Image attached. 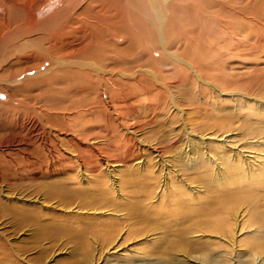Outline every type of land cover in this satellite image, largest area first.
<instances>
[{
  "label": "bare ground",
  "instance_id": "1",
  "mask_svg": "<svg viewBox=\"0 0 264 264\" xmlns=\"http://www.w3.org/2000/svg\"><path fill=\"white\" fill-rule=\"evenodd\" d=\"M193 113L225 123L183 133L187 145L175 161L163 157L162 174L150 170L158 159L152 164L145 154L109 158L98 142L81 139L70 150L56 126L80 116L192 121ZM241 114L256 116L260 130H238L237 122L229 128L226 122ZM263 133L264 0H0V264H72L69 257L73 264H109L121 254L144 262L150 247L172 234L216 250L218 264H233L252 240L239 238L243 231L257 235L258 227L241 228L245 218L235 208L208 218L206 185L181 186L175 164L211 166L222 187L218 198L230 185L264 192ZM86 146L97 156L87 159ZM130 167L148 176L146 210L155 227L139 216L145 205L132 206L120 175ZM96 170L105 189L93 184ZM16 181L38 182L42 193L18 189ZM110 197L114 208L105 206ZM18 216L22 226L14 225ZM115 219L120 226L111 224ZM64 220L85 222L82 239L69 225L51 231L38 224ZM191 252L183 248L178 258L209 264Z\"/></svg>",
  "mask_w": 264,
  "mask_h": 264
},
{
  "label": "rangeland",
  "instance_id": "2",
  "mask_svg": "<svg viewBox=\"0 0 264 264\" xmlns=\"http://www.w3.org/2000/svg\"><path fill=\"white\" fill-rule=\"evenodd\" d=\"M185 95L188 96L187 93H185ZM170 99L171 98L169 97L168 100H170ZM146 114H147V112H146ZM193 115L191 114L192 121H190V119L188 121H169V120L165 119V117L159 116V117L153 119V121H114V122L113 121H93V122L92 121H85L84 122V121H81V118H83V116H80L79 121H57L56 126L59 129L61 126V128L63 129V131L60 135H62L61 137L63 138L64 145L65 146L68 145L70 150H73V148H74V150L76 149V151H77V147L73 143H76L75 142L76 139L77 140L81 139L82 141L91 140V142L93 141L92 143L98 142L97 147H96L99 149L98 151L100 153L108 156V157L110 156L109 158L116 157V158L125 159V157L132 156L133 153H135L136 155L139 154L138 156L145 154V155H148L152 159V164H154L155 159L156 160L158 159V161L160 163H158V165L155 166L156 168L152 167L150 170L152 171L154 169L155 170L157 169V171L159 172V170H160L159 173L162 174L163 165L161 164V162L165 164V159H163V157H165L171 161H175V158L173 156L176 154H179L180 152H183L182 149L187 145L182 140V135L186 134L189 131H194V132L210 131L212 128L221 126L222 122L225 123V121H208L207 118L203 117L204 114L202 117L206 121H199L195 117L198 114L193 113ZM144 116H145L144 112H142V113L139 112V114L137 115V118H142ZM249 116H250L249 119H247L245 114L236 115L234 117L233 121H227L226 123H227L229 128L234 127L235 126L234 124H236L235 122H237L240 124V126H238L236 124L235 128H237V129L239 128L240 130L243 131V130L248 128V130L250 129V131H251V129L253 127V129L255 128L254 129L255 131H258L257 129H259V127H258L257 121H260V120H256V116L255 117L254 116L252 117V115H249ZM195 119H197V120H195ZM66 123H68V124H66ZM62 124L65 126H63ZM182 124H184V126ZM227 125H225L226 128H228ZM242 125H243V127H242ZM85 126H87V127H85ZM246 126H247V128H246ZM69 127H70V129H69ZM125 127L129 128V130L127 131L125 129ZM66 128L69 131L65 130ZM183 128L185 129L186 132L183 130ZM181 129H182V131H181ZM109 130H111V131H109ZM82 132L84 133V135ZM105 132H107V133H105ZM128 132H130V133H128ZM131 132H133V133H131ZM88 134H90V135H88ZM105 135L109 139L106 138ZM253 135H258V134L253 133ZM73 136H75L76 138L75 137L73 138ZM244 136H245V134H244ZM64 137H66V138H64ZM102 139L105 141V142L103 141L104 143L101 142ZM64 140L65 141L67 140L66 143ZM69 141H71V143ZM150 145H152V146H150ZM87 146H86L87 149H84L85 152L83 151V153L89 154L90 152H89V149ZM142 149L144 151H142ZM125 153H126V155H125ZM95 156H97V154H93L91 156L89 154L87 156V159H89V160L93 159ZM91 157H93V158H91ZM172 158H173V160H172ZM160 159H161V161H160ZM179 164L181 165V162L176 161L175 167H176V171H178L179 174L181 173L180 178L184 179V181L182 182L183 184L181 186H186L187 183L197 185V186H202V187H203V185H206L207 196L204 199H205V201L208 202L209 208L207 209V212L210 213L208 218L209 217H217L218 218L219 212L222 208L223 209L221 211H223V212H226L230 208H232V209L235 208V210L238 214V217L243 216L245 218V220H243L242 222H239L241 228L243 226H247V225L248 226L253 225V227H258L259 232L257 233V235H253L250 232L243 231V234L239 238L248 239L249 237H251L252 240L249 241L245 245L243 252H241V253L235 252L233 264H264V192H256L255 189H254L255 191L249 190V188L247 186H243L244 188H241L238 185H230V186H227V196L222 197V198H218L219 193L222 190V187L219 186L218 181L215 179L216 178V171L215 170L211 171V169H212L211 166H208V168H206L205 166H201V169H199V171H198V170L191 169L190 165L188 163H186L188 166L184 165L183 163L181 166ZM183 165H184V167H183ZM207 169H209V170H207ZM189 170H191V173ZM96 171H93V173H92V177H93L92 181H94L93 184L102 185V183H103V189H105L106 187H108V186H105V185H108V182L105 178H103V176H101V178H100L98 176V173H99L98 170H96ZM121 172L122 173L120 175L122 177V182L125 184L128 192L131 193L130 196L134 197L132 200V203L134 202L135 204L133 203L132 206L134 207L137 205H139V206L145 205V209H144L145 213L143 215H139V216L142 217V219L149 221L147 223V225H152L155 227V224L152 222L153 220H151V217L148 216L149 211L146 210L147 208L149 209V205H146V194L144 193L145 188L143 186L146 185L145 183L147 181L146 179H148L147 178L148 176H146L145 173H143V175L138 174L140 172H138L137 169L132 168V167L124 168V170H122ZM99 175H100V173H99ZM26 179H28V178H26ZM99 179H101V180H99ZM141 181L142 182L144 181V183H142ZM27 182H29V181H27ZM27 182L16 181L15 187L18 189H22L23 191L25 190L26 192H33L34 194H39L40 191L42 193V190H43L42 185L39 186V188H38L37 187L38 182H32V183H27ZM98 182H100L101 184ZM133 193H134V196H133ZM70 194L71 195L74 194L73 195L74 198L71 199L72 201H74L75 199H76L75 202L79 201V198L77 197V194H76V190L74 193L72 192ZM83 197H85V196H83ZM111 199H112V197L105 199L104 201L106 203L105 202L104 203L106 204L105 206H109L110 208L112 206L114 208L115 205L113 204V201ZM134 199H136V200H134ZM82 201L84 202V200H82ZM146 206H147V208H146ZM122 207L125 208L123 205H122ZM119 208H121V206ZM21 218H23V217L18 216V218L15 219L14 225L22 226V222H23L24 218L23 219H21ZM25 218H27V219L30 218L27 222L33 223L32 217H25ZM68 221L69 220L57 222L59 224H61L63 222L61 225H58L57 223H51V224L49 223L46 225L45 223H43V221H41V222L39 221L38 224L39 225L41 224L40 225L41 228H43L45 226V230H49V228H51L50 229L51 231L57 230L55 228L57 226L58 227H62V226L67 227V225H69V227L72 230L76 231V236H79L82 239V233H80V232L85 227V222L84 221H83L84 223L80 222L79 225H77V223H75L76 221H73L72 223L69 222V224H66V223H68ZM246 223H247V225H246ZM111 224H114L115 226L121 225L119 219L113 220V222ZM173 224L179 225V222H174ZM49 225H50V227H49ZM53 228H54V230H53ZM157 230H160L159 226H158ZM167 234L168 233L163 235V237L167 236ZM180 236H181V238H183L182 234L181 235L177 234L176 237H175V234L169 235L168 237H165L164 241L161 240V242L163 241V243L160 242L161 244L157 243V245L151 246L150 248H152L153 250L150 249L151 252H147V253H150L153 256L150 255L149 256L150 258H147L150 260H145L144 261L145 263L143 262V256L142 257L140 256L141 259H139V258H135V257H125L122 254L120 256H111V258L107 260V263H109V264H133V263H137L139 261H142L144 264H190L189 262L186 263L185 260H183V259L180 260L178 258L179 254H180V250L183 248L187 249L190 252L192 250V252H191L192 254L193 253L195 254L196 252L201 253V254H205V256H206L205 261L209 262V264H218L221 261L215 256V253H217L216 250L212 251V250L206 249L203 245H200V244L185 245V243H183L185 240H183V239L180 240ZM87 241H88V236H87V239L85 240V242H87ZM154 246H156V247H154ZM194 254H193V256H194ZM177 259H179V260H177ZM195 259H199V256L195 255ZM69 260L72 264L74 263V259H71L69 257ZM65 262H67L66 259L63 260V263H65Z\"/></svg>",
  "mask_w": 264,
  "mask_h": 264
}]
</instances>
